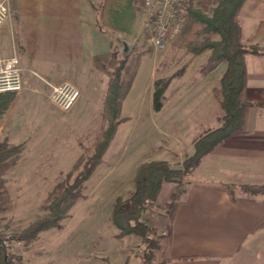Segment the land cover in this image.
Instances as JSON below:
<instances>
[{"label":"rangeland","instance_id":"rangeland-1","mask_svg":"<svg viewBox=\"0 0 264 264\" xmlns=\"http://www.w3.org/2000/svg\"><path fill=\"white\" fill-rule=\"evenodd\" d=\"M66 1L70 0H64V3ZM221 1L180 0L179 32L174 36L169 35L164 41L159 38L155 24L138 10L144 26L139 36L140 42L134 46H130L129 42L124 46L119 43L117 50L120 49L121 53L112 54L118 60L127 55L129 65L133 64L132 68L136 62L139 68L143 58H151L158 64L154 82L159 81L160 86L168 81L167 84L173 88L177 82H182L183 77L186 78L184 86H193L180 96L181 102L198 105L205 98V94L196 85L199 78L206 77L211 71L209 76H213L212 80L217 82L227 64L222 59L209 60L210 49L198 55L187 49L189 42L201 43L206 38L219 40L218 34H210L206 23L192 17L189 12L197 11L210 18ZM5 2L9 8L6 20L16 28V55L20 58L22 53L18 27L22 10L53 7L54 0ZM94 5L100 9L101 0H95ZM131 72L132 69L129 74H125L127 79ZM31 74L35 78L39 76L35 71ZM142 77H138L133 87L132 82L124 97L120 122L113 139L84 182L80 199L59 227L38 233L28 243L17 236L47 213V198L58 183H72L83 172L85 164L94 154V145L107 125L102 122L100 103L91 104L88 110L77 109L78 102L69 111L59 109L49 98L50 87L54 84L47 81L41 92L34 95L35 99L28 96L16 99V96L22 93L26 95V91L32 90L23 80V89L15 94L8 108L0 114V124L8 117L7 123L17 127L13 135H21L19 145L22 151L18 162L6 168L0 176L7 190V204L10 207L0 213V237L7 251L14 257V264H89L91 260L86 257L91 254L96 261L105 264H153L172 205L182 198L190 174L176 183H162L163 187L157 197L142 213L141 221L148 227L150 243L144 242L136 234L118 237L119 230L112 223L115 201L117 198L127 199L131 196L135 189L137 171L142 165L156 160L165 161L173 168H181L182 163L193 154V150L188 149L190 136L199 138L202 133H207L208 127L203 124L198 126L189 118L183 120L185 125L180 128L169 126L166 109L167 104L173 102V91L167 93V85L162 100L165 109L155 115L151 108V79L148 82L147 78ZM29 101L39 104V108H29ZM139 104L141 107L137 106ZM214 109L207 106V114H212ZM177 111L187 114L181 108H177ZM192 114L198 117L199 111ZM10 136H7L8 140ZM7 139L0 136V142L6 141L9 144ZM262 251L264 240H260L248 251V263L264 264Z\"/></svg>","mask_w":264,"mask_h":264},{"label":"crops","instance_id":"crops-1","mask_svg":"<svg viewBox=\"0 0 264 264\" xmlns=\"http://www.w3.org/2000/svg\"><path fill=\"white\" fill-rule=\"evenodd\" d=\"M94 1L54 0L53 7L22 10L19 60L22 79L32 90H25L28 94L22 93L16 99H35L45 81L54 85L68 82L80 91L77 109L88 110L95 102L103 105L108 78L93 66V58L105 53L118 55L119 43L138 45L144 26L138 11L140 0H101L100 9ZM6 21L0 27V61L16 55V28ZM237 22L242 44L257 45L264 52V0H245ZM244 59L246 99L251 106L244 113L242 128L203 156L190 173L183 196L176 201L172 218L165 226L153 264H250L248 251L264 240V192L250 191L264 188V54L247 53ZM157 67L151 58H143L132 84L133 87L140 76L148 82L151 79V100ZM34 71L40 77H33ZM210 72L196 84L205 94L198 105L181 102L180 96L193 86H184L186 78L173 88L168 85L167 93H174L166 109L169 126L180 128L187 118L198 126H207L206 132L220 126L223 74L216 82ZM39 106L30 102L28 107L36 110ZM207 106L216 109L207 114ZM151 108L155 115L165 109L162 105L155 112L152 102ZM177 108L187 114L176 112ZM196 110L198 117L192 114ZM7 120L8 117L0 124V136L7 139L12 135L7 141L18 146L21 135H13L17 127ZM196 139L190 136L188 149L193 150ZM91 256L86 257L91 260L89 264H105Z\"/></svg>","mask_w":264,"mask_h":264},{"label":"trees","instance_id":"trees-1","mask_svg":"<svg viewBox=\"0 0 264 264\" xmlns=\"http://www.w3.org/2000/svg\"><path fill=\"white\" fill-rule=\"evenodd\" d=\"M245 0H222L214 9L210 18L204 17L197 11L189 12L192 17L204 21L207 31L219 35L218 41L211 38L201 43L189 42L187 49L195 55L205 49H210L209 60L226 61V69L220 80V106L223 117L220 126L208 131L197 138L193 143V154L188 157L181 168H173L165 161H151L142 165L136 174L135 189L127 199L117 198L112 211V223L119 230L118 237L136 234L146 243L151 240L148 237V227L141 221V215L158 195L162 183H176L184 176L189 175L198 165L201 158L211 152L221 141L241 130L243 117L251 103L246 99V66L245 55L264 54L258 46L245 47L241 41V31L237 22V15ZM128 63L127 55L118 60L112 53L96 55L93 58V66L108 78L102 105V122L107 127L101 132L94 145V154L85 164L81 172L72 183H58L47 198V213L24 229L18 239L28 243L38 233L59 227L60 222L66 218L69 210L82 196L83 184L91 175L93 169L99 163L105 149L113 139L120 122L119 115L124 97L128 93L136 75L138 64L133 66ZM127 79L125 74H129ZM124 75V76H123ZM127 79V81H126ZM168 81L161 86L159 81L154 82L152 97L153 110L162 108L163 94ZM14 93L0 95V114L10 105ZM21 145H9L6 141L0 142V176L5 169L14 166L20 157ZM226 189V188H225ZM228 189V188H227ZM248 189V188H244ZM264 188H254L253 193H259ZM7 190L0 181V213L7 211ZM176 203L172 205L169 218H172ZM14 257L4 246V240L0 237V264H14Z\"/></svg>","mask_w":264,"mask_h":264},{"label":"built area","instance_id":"built-area-1","mask_svg":"<svg viewBox=\"0 0 264 264\" xmlns=\"http://www.w3.org/2000/svg\"><path fill=\"white\" fill-rule=\"evenodd\" d=\"M180 0H140L138 10L155 24L159 38L164 41L169 35L179 32L181 20L178 18ZM9 14L5 0H0V27ZM169 33V34H168ZM37 76V75H35ZM39 77V76H37ZM20 60L16 55L0 61V95L18 93L23 89ZM51 102L63 111H69L80 98V91L74 85L64 82L50 87Z\"/></svg>","mask_w":264,"mask_h":264}]
</instances>
